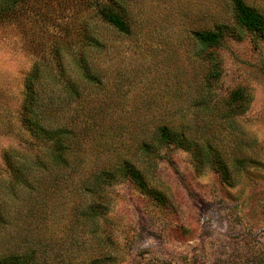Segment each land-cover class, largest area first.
<instances>
[{
	"label": "rangeland",
	"instance_id": "rangeland-1",
	"mask_svg": "<svg viewBox=\"0 0 264 264\" xmlns=\"http://www.w3.org/2000/svg\"><path fill=\"white\" fill-rule=\"evenodd\" d=\"M245 1L264 14V0ZM101 6L124 13L131 34L101 22ZM216 25L223 27L221 43L204 50L194 33ZM90 35L101 46L90 50ZM83 54L100 85L85 82ZM207 54L221 73L209 102L225 105L238 88L250 98L233 134L198 106ZM36 70L39 96L56 112L49 124L80 134L67 151L75 170H52L58 182L44 176L3 199L0 259L18 254L34 264H264V31L237 28L230 0H0L4 182L12 178L8 151L38 159L53 150L25 123L28 79ZM75 89L79 98L71 96ZM164 123L182 124L199 146H217L232 164L229 177L208 163L200 167L192 151L175 145L160 148L154 159L141 158L139 140ZM125 158L143 171L147 189L120 177L94 193L88 172L91 178ZM236 158L245 161L238 165Z\"/></svg>",
	"mask_w": 264,
	"mask_h": 264
},
{
	"label": "trees",
	"instance_id": "trees-1",
	"mask_svg": "<svg viewBox=\"0 0 264 264\" xmlns=\"http://www.w3.org/2000/svg\"><path fill=\"white\" fill-rule=\"evenodd\" d=\"M233 11V18L236 23V27L251 33H262L264 31V14L256 7L249 5L245 0H230ZM97 16L100 21L111 27L117 33L123 36L131 34L130 26L126 21L124 13H121L111 7H99L97 10ZM223 27L216 25L213 29L202 30L194 33L196 42L204 49L218 47L223 38ZM87 47L90 50L98 48L101 43L92 35L85 36ZM87 54H83L80 61V65L85 71L83 73L86 77L85 82L87 85H100L101 81L98 79L97 74H94L88 65ZM207 62V73L204 80L203 93L200 95L198 106L207 110V114L218 117L219 121L223 125H227L229 132L232 133L238 131V124L235 119L243 114L250 103L249 96L243 89H236L230 95L228 102L225 105L211 104L209 102V94L214 83L220 77L221 73L217 69L214 56L207 54L205 58ZM41 74L39 70H36L34 74L28 79V94L25 99V109L27 112V124L28 131L37 139L44 143L51 142L53 150H50L46 154V158L30 159L23 157L22 155L13 156L14 151L7 152V158H9V166L12 169V178L9 181L0 180V227L6 224V214L3 212L5 204L3 199L5 197H16V194L25 188L34 185V182L41 183L40 180L47 178L48 182H58L60 175L54 176L52 170H66L70 172L75 170V167L69 165L68 153L70 145L77 141L80 134L74 127H58L56 130L52 128L48 120L54 121L51 115L56 112L48 111L51 101L43 102L39 96L37 85L40 84ZM80 97L78 90L71 91V96ZM211 104V105H210ZM48 112V115L46 114ZM88 125V124H87ZM84 124L85 128L84 136H87L89 126ZM86 126V127H85ZM233 134V133H232ZM40 141V142H41ZM169 145H175L180 148L192 151L193 157L201 167L204 163H208L213 167L222 177H229L228 163L221 150L215 145H209L203 147L196 143L192 136L191 131L186 130L184 126H173L170 124L157 125L151 132L149 138H143L139 140L137 146V154L140 157L147 159H154V154L162 148ZM241 149H245L241 147ZM55 150V151H54ZM138 155V156H139ZM140 160V158L138 159ZM238 165L243 164L244 159H235ZM233 163V162H232ZM232 165V164H230ZM69 173V172H68ZM88 172V179L93 181L94 187L91 188L94 193L97 194L98 189L102 186L112 183L118 180L120 177H126L132 183H136L140 188L147 189L145 174L141 169L136 167L135 163L127 160L126 158L121 160L118 164L109 168H102L99 171ZM56 178V179H55ZM90 189V187H88ZM87 192V191H86ZM150 195H155V192H148ZM94 209V207H93ZM32 258L22 257L18 254H10L0 259V264H34Z\"/></svg>",
	"mask_w": 264,
	"mask_h": 264
}]
</instances>
